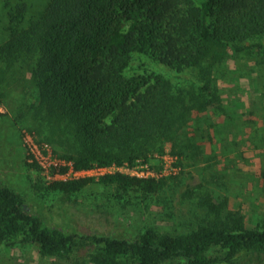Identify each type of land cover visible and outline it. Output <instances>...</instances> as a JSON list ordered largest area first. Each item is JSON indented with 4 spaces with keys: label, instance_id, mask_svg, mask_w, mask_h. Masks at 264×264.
<instances>
[{
    "label": "trees",
    "instance_id": "trees-1",
    "mask_svg": "<svg viewBox=\"0 0 264 264\" xmlns=\"http://www.w3.org/2000/svg\"><path fill=\"white\" fill-rule=\"evenodd\" d=\"M7 8L2 75L16 68L31 75L41 125L56 138L46 139L64 149L74 171L133 163L162 153L167 143L178 142L182 152L193 148L185 142L193 112L219 114V69L264 40V0H47L31 21L25 4ZM144 56L188 73L197 86L161 75L129 77ZM89 183L56 180L48 190L70 195ZM102 183L146 194L160 185L119 173ZM17 244L72 264H235L242 255H264V229L213 226L182 235L147 229L133 240L80 235L51 226L0 185V247Z\"/></svg>",
    "mask_w": 264,
    "mask_h": 264
},
{
    "label": "rangeland",
    "instance_id": "rangeland-1",
    "mask_svg": "<svg viewBox=\"0 0 264 264\" xmlns=\"http://www.w3.org/2000/svg\"><path fill=\"white\" fill-rule=\"evenodd\" d=\"M17 3L27 6L25 19L31 21L45 11L47 0H0V45L8 38L7 6ZM260 45L219 69V114L193 112L185 130V142L193 148L182 152L178 142L167 143L162 153L133 163L94 164L63 177L56 174L68 166L64 149L46 139L56 140L50 126L41 125L31 75L16 68L3 77L0 61V185L20 195L51 226L80 235L133 240L147 229L181 235L213 226L264 229V40ZM140 75L197 86L188 73L147 56L134 62L128 74ZM118 173L160 185L146 194L138 187L123 191L116 183H102ZM57 179L91 183L65 195L48 190ZM0 264L72 263L43 255L35 245L17 244L0 247ZM235 264H264V255H242Z\"/></svg>",
    "mask_w": 264,
    "mask_h": 264
},
{
    "label": "built area",
    "instance_id": "built-area-1",
    "mask_svg": "<svg viewBox=\"0 0 264 264\" xmlns=\"http://www.w3.org/2000/svg\"><path fill=\"white\" fill-rule=\"evenodd\" d=\"M68 163V162H67ZM66 167H69V170H71V172H75V173H78V172H80V171H74L73 169H72V166H71V164H68V166H66ZM68 170V171H69ZM67 174H68V172H67ZM67 174H65V175H61L60 173L59 174H56V175H59V176H67ZM57 180H63V179H57Z\"/></svg>",
    "mask_w": 264,
    "mask_h": 264
}]
</instances>
